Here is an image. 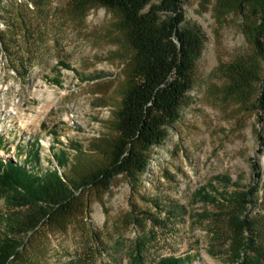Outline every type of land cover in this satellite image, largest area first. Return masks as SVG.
I'll return each mask as SVG.
<instances>
[{
  "label": "rangeland",
  "instance_id": "rangeland-1",
  "mask_svg": "<svg viewBox=\"0 0 264 264\" xmlns=\"http://www.w3.org/2000/svg\"><path fill=\"white\" fill-rule=\"evenodd\" d=\"M181 9L203 39L178 118L144 170L76 192L72 212L29 231L11 264H153L167 255L264 264V109L251 107L255 85L236 90L231 67L254 58V17L221 0H182ZM118 21L115 10L76 0H0L2 159L35 151L25 168L68 177L105 162L132 56ZM246 191L242 204L234 196ZM29 211L0 193V229ZM233 215L251 223L252 244L236 239Z\"/></svg>",
  "mask_w": 264,
  "mask_h": 264
},
{
  "label": "trees",
  "instance_id": "trees-1",
  "mask_svg": "<svg viewBox=\"0 0 264 264\" xmlns=\"http://www.w3.org/2000/svg\"><path fill=\"white\" fill-rule=\"evenodd\" d=\"M76 1L115 10L132 50L127 86L112 125L115 136L104 152L105 162L84 175L68 177L58 173L57 168L35 171L32 164L25 168L24 164L37 156L35 151L27 150L21 161L18 152L13 160L0 157V193H5L10 203L30 210L15 226L8 224L0 229V264L18 261L29 231L68 216L74 208L76 192L89 187L106 189L118 174L130 181L135 179L145 168L149 148L162 142L165 126L178 118L181 99L191 85V61L203 35L197 25L182 24V0ZM221 4L237 9L247 6L254 17L248 30L254 58L231 67L236 90L244 92L253 85L258 89L256 103L251 107L259 113L264 109V0H221ZM249 194L240 192L234 197H241L240 202L247 204ZM236 198L230 200L237 203ZM228 224L238 241L250 244L251 237L244 235L245 230L251 231L246 217L229 216ZM256 254L260 256L257 251ZM153 264L200 263H192L186 256L167 255Z\"/></svg>",
  "mask_w": 264,
  "mask_h": 264
}]
</instances>
